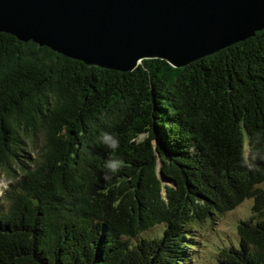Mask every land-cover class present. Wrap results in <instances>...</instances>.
I'll return each mask as SVG.
<instances>
[{
	"label": "trees",
	"instance_id": "trees-1",
	"mask_svg": "<svg viewBox=\"0 0 264 264\" xmlns=\"http://www.w3.org/2000/svg\"><path fill=\"white\" fill-rule=\"evenodd\" d=\"M39 142L36 161L20 158ZM2 173L0 264H189L192 228L248 199L253 217L217 264H264V29L132 72L0 32Z\"/></svg>",
	"mask_w": 264,
	"mask_h": 264
},
{
	"label": "water",
	"instance_id": "water-1",
	"mask_svg": "<svg viewBox=\"0 0 264 264\" xmlns=\"http://www.w3.org/2000/svg\"><path fill=\"white\" fill-rule=\"evenodd\" d=\"M263 29L264 0H0V32L120 72L182 68Z\"/></svg>",
	"mask_w": 264,
	"mask_h": 264
},
{
	"label": "rangeland",
	"instance_id": "rangeland-1",
	"mask_svg": "<svg viewBox=\"0 0 264 264\" xmlns=\"http://www.w3.org/2000/svg\"><path fill=\"white\" fill-rule=\"evenodd\" d=\"M143 138L144 136H141V139ZM41 145V142H39L37 146L27 143V145L19 151L20 158L29 163L36 161V159L39 158ZM16 172L18 173V171ZM12 181L11 175L9 176L6 173L1 174L0 202L2 201L4 192L8 189ZM252 206L253 200L248 199L234 211L223 215L216 221L209 220L204 224L195 225L192 230L193 233H195L194 239L196 241V246L199 248L193 251L191 255L192 260L189 264H217L220 250L238 243V225L241 221L250 220L253 217ZM162 230V226L153 228L138 238L132 239L131 243H138L143 237H155L160 234Z\"/></svg>",
	"mask_w": 264,
	"mask_h": 264
},
{
	"label": "clouds",
	"instance_id": "clouds-1",
	"mask_svg": "<svg viewBox=\"0 0 264 264\" xmlns=\"http://www.w3.org/2000/svg\"><path fill=\"white\" fill-rule=\"evenodd\" d=\"M105 141L111 146V147H113V148H115L116 147V145H117V141L116 140H114L113 138H112V136H110V135H107V134H105ZM117 163H114V162H108V164H107V167H109V168H111V169H113V170H115L116 168H117Z\"/></svg>",
	"mask_w": 264,
	"mask_h": 264
}]
</instances>
